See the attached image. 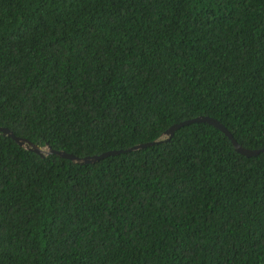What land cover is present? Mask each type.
<instances>
[{
    "label": "trees",
    "instance_id": "trees-1",
    "mask_svg": "<svg viewBox=\"0 0 264 264\" xmlns=\"http://www.w3.org/2000/svg\"><path fill=\"white\" fill-rule=\"evenodd\" d=\"M209 115L264 146V0H0V125L76 155ZM0 264H264V151L205 121L97 161L0 132Z\"/></svg>",
    "mask_w": 264,
    "mask_h": 264
},
{
    "label": "water",
    "instance_id": "water-1",
    "mask_svg": "<svg viewBox=\"0 0 264 264\" xmlns=\"http://www.w3.org/2000/svg\"><path fill=\"white\" fill-rule=\"evenodd\" d=\"M196 121H205L207 123L214 125L215 127L219 128L220 130H222L228 136V138L231 140V142L233 143L235 150L242 153V154L250 156V155H256L259 152L264 151V146L248 148V147L241 145L234 138V136L228 130V128L220 120H218L217 118H215L213 116L204 115V114L196 115L194 117L183 119V120L172 123L170 126H168L164 130L161 137H159L157 139H154L151 141H144V142L135 143V144L128 146L126 148L109 149V150L102 151L100 153L86 154L83 156L76 155V154H74L72 152H68L64 149L52 148L51 145L48 143H46L44 145H40L38 142L32 141L27 137L17 135L11 128L4 126V125H0V132L2 134H5V135L12 137L20 146H22L26 149L32 150V151H34V152H36L42 156H44L48 153H56L60 156L69 158L74 162L88 163V162L97 161L100 158H102L106 155H109V154H115V153H119L122 151L134 150V149H137V148H140L143 146H147V145H149V144H151L157 140H160L162 138H169L174 133V131L177 128H179L180 126H182L184 124H188L190 122H196Z\"/></svg>",
    "mask_w": 264,
    "mask_h": 264
}]
</instances>
